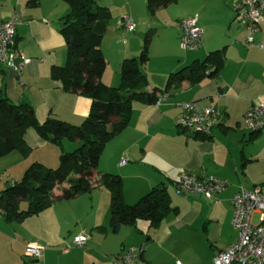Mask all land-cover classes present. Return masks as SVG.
<instances>
[{"label": "crops", "instance_id": "crops-1", "mask_svg": "<svg viewBox=\"0 0 264 264\" xmlns=\"http://www.w3.org/2000/svg\"><path fill=\"white\" fill-rule=\"evenodd\" d=\"M244 0H176L159 7L153 14L146 0H104L103 6L126 13L109 20L101 42L106 66L101 81L117 86L122 59L137 57L148 36V60L142 66L148 85L163 88L168 75L207 53L224 49V64L215 77L195 84L186 81L171 87L155 104L134 102L128 124L102 148L98 158L100 173L122 178V195L127 204L135 203L153 186L163 183L170 210L155 225L146 220L122 225L117 233L109 228V192L94 186L84 194L56 201L38 214L22 221L6 222L0 215V264H114L112 258L130 246H141L148 264H213L212 259L237 240L231 224L232 197L240 188L264 182V132L249 131L244 114L254 103L264 100V19L246 43V24L236 21L235 7ZM174 5L171 15L161 9ZM166 11V10H164ZM18 14L15 48L28 62L21 81L14 71L0 64V96L14 103H26L35 117H47L78 125L88 115L90 99L62 88L51 78L52 66L66 60L60 29L69 12L64 0H0V22ZM111 13V11H110ZM158 13V14H157ZM128 15L132 32H124L120 18ZM197 16L203 43L196 50L180 47V20ZM112 16V15H111ZM200 108L215 106L221 115L208 135L183 129L177 122L184 105ZM27 156L11 151L0 158L5 174H23L33 161L54 167L59 147L40 138L29 128L24 133ZM77 142L62 141L70 151ZM125 159L121 164L120 160ZM183 172L213 174L227 181V187L212 199L184 196L175 182ZM65 183L54 189L58 195ZM83 232L88 236L82 246L71 240ZM33 242L43 247L37 260L24 256V246ZM68 248L65 252L64 249Z\"/></svg>", "mask_w": 264, "mask_h": 264}, {"label": "trees", "instance_id": "trees-1", "mask_svg": "<svg viewBox=\"0 0 264 264\" xmlns=\"http://www.w3.org/2000/svg\"><path fill=\"white\" fill-rule=\"evenodd\" d=\"M69 12L62 18L60 32L66 48V60L52 66L51 78L66 91L90 99L88 115L80 124L49 116L39 122L32 106L14 103L0 96V158L18 151L27 156L30 148L24 140L27 129H33L43 140L59 147L58 164L49 167L39 161L31 162L20 180L0 190V215L6 222L22 221L38 214L56 201L74 198L94 186L109 192V228L117 233L122 225L146 220L155 226L170 210L167 188L163 183L153 186L135 203L127 204L122 195V178L118 174L100 173L98 158L104 145L128 124L132 103L155 104L169 88L183 81L195 84L206 77H215L224 64V49L210 51L202 60H195L171 72L163 88L146 90L147 77L142 66L148 60V36L137 57L122 59L120 81L109 86L101 81L106 60L101 42L111 18L108 7L97 0H64ZM176 0H146L150 14ZM77 142L67 151L62 141ZM65 183L58 195L54 189ZM26 206L20 208V202Z\"/></svg>", "mask_w": 264, "mask_h": 264}, {"label": "built area", "instance_id": "built-area-1", "mask_svg": "<svg viewBox=\"0 0 264 264\" xmlns=\"http://www.w3.org/2000/svg\"><path fill=\"white\" fill-rule=\"evenodd\" d=\"M18 14L14 12L10 19L0 22V64L14 71L20 83L24 65L28 59L15 48V25ZM236 21L246 24V43L253 44L252 35L264 19V0H244L235 7ZM120 27L124 32H132L134 23L130 16L120 18ZM180 47L196 50L203 43V31L197 23V16L180 20ZM264 49V46H259ZM158 102V101H157ZM221 112L210 106L200 108L196 103L184 105V112L177 124L179 127L200 135H208L217 124ZM245 127L252 132H264V100L251 105L244 114ZM125 159L120 163L124 164ZM227 181L213 174L181 173L175 186L184 196L199 195L212 199L227 187ZM233 211L231 224L237 232V240L222 250H218L212 259L213 264H264V182L241 187L231 199ZM88 236L80 232L73 236L72 246H82ZM69 247L65 248L66 252ZM43 247L29 242L24 246V256L37 260L42 255ZM141 246H130L112 258L114 264H148L141 256ZM174 264H181L175 261Z\"/></svg>", "mask_w": 264, "mask_h": 264}, {"label": "rangeland", "instance_id": "rangeland-1", "mask_svg": "<svg viewBox=\"0 0 264 264\" xmlns=\"http://www.w3.org/2000/svg\"><path fill=\"white\" fill-rule=\"evenodd\" d=\"M122 1L123 0H117V2H119V3H121ZM97 3L99 5H103L104 0H97ZM161 10H162V11H160L161 14H164V13L166 14L167 13V14L171 15L173 13V10H174V5H171L170 7L163 8ZM164 10H166V11H164ZM110 11H111V15H112L111 16V20L113 22V20L116 18V15H120L121 13H126V3H123V5L119 4V8H113L112 10L110 9ZM148 40H149V38H148ZM2 168H3V165L0 163V190L5 189L6 187H8L9 185H11L15 181L20 180L21 177H22V174H19L18 172L16 173L15 171H12L10 175L5 174V172H4V170ZM61 189H58V190H61ZM19 205H20V208H24L26 206V202L25 201H21Z\"/></svg>", "mask_w": 264, "mask_h": 264}]
</instances>
